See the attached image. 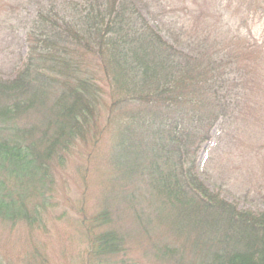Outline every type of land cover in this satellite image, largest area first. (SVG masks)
Listing matches in <instances>:
<instances>
[{"label":"trees","instance_id":"16d2710c","mask_svg":"<svg viewBox=\"0 0 264 264\" xmlns=\"http://www.w3.org/2000/svg\"><path fill=\"white\" fill-rule=\"evenodd\" d=\"M259 24L264 0H0V231L41 257L81 156L84 264H264V211L201 178L264 202Z\"/></svg>","mask_w":264,"mask_h":264},{"label":"rangeland","instance_id":"374dc122","mask_svg":"<svg viewBox=\"0 0 264 264\" xmlns=\"http://www.w3.org/2000/svg\"><path fill=\"white\" fill-rule=\"evenodd\" d=\"M146 16L167 41L187 51L188 47L185 44L175 41L174 38L166 31H163L157 23L153 22L148 15ZM261 28L260 24L254 28V32L259 40H262L264 36ZM203 156L204 154L202 158ZM83 161L81 156H79L78 159L72 161L69 169L66 170L64 180L69 181L70 191L66 197L67 200L63 202L58 212L68 206L71 209V213L61 218L58 216H51L53 220L48 222L47 232H41L39 234L38 240L40 244L36 242L42 256L36 258L34 253L37 256H40V253L35 251V244L32 242L20 239L16 234L9 236L7 233L0 231V264H39L38 260L40 259H45L46 264H84V250L88 244L82 237V233L84 236L88 235L81 224L73 220L76 215H79L78 207L80 204V196L84 191V181L76 170V167L82 164ZM84 176L86 175L84 174ZM201 178L211 189L219 191L223 197L235 203L239 208L249 209L253 212L264 211V202L250 201L244 196L234 195L217 186L215 187L213 181L202 171ZM2 239L8 240L9 243L2 242ZM135 239L136 237L132 236L130 240L133 241ZM5 251H10L11 253H5ZM79 255L81 258H79ZM149 264H162V262L151 261Z\"/></svg>","mask_w":264,"mask_h":264}]
</instances>
